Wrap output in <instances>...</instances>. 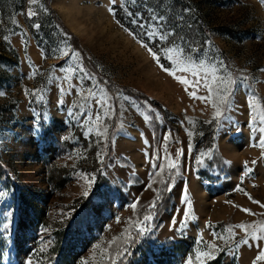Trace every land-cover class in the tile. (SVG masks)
Listing matches in <instances>:
<instances>
[{"label":"rangeland","instance_id":"obj_1","mask_svg":"<svg viewBox=\"0 0 264 264\" xmlns=\"http://www.w3.org/2000/svg\"><path fill=\"white\" fill-rule=\"evenodd\" d=\"M30 7L37 12L31 18ZM148 9L203 49L194 56L207 52L244 71L257 96L255 113L240 86L214 119L211 103L189 95L192 88L158 67L141 46L142 30L131 23L136 13L146 19ZM62 49L78 51L111 97L115 110L104 118L105 136L88 132L92 125L77 118L82 101L75 89L61 94L67 84L60 77L70 73L58 68L78 63ZM262 68L261 0H0V264H110L108 257L125 249L117 264H187L190 257L199 264L197 253L210 243L223 251L205 264H253L264 240L259 247L239 243L245 232L234 228L238 247H226L212 234L264 223ZM165 136L177 167L157 176L150 158L167 162L156 160L165 155ZM58 172L66 178L60 188L51 181ZM185 189L191 218L180 228ZM146 214L152 217L147 231L137 235Z\"/></svg>","mask_w":264,"mask_h":264},{"label":"snow or ice","instance_id":"obj_2","mask_svg":"<svg viewBox=\"0 0 264 264\" xmlns=\"http://www.w3.org/2000/svg\"><path fill=\"white\" fill-rule=\"evenodd\" d=\"M28 2L30 5H36L38 0H28ZM111 2L115 5L117 0H111ZM261 3H264V0H261ZM40 7L43 8V5H40ZM44 11H47V9L44 8ZM110 11H114V9H110ZM148 11L151 14L146 19L142 18L140 13H136L135 18L131 20V23L137 24L142 30V34H139L141 46L150 54L158 67H160L165 73L173 76L180 83L192 88L193 90L189 92V95L202 102L211 103V106L214 109V119L219 118L222 115L221 106H229V97L233 96L237 88L240 86L247 89V95L250 97L248 103L249 106L252 107L253 113H255L256 107H254V105H257V96L252 91V85L249 83V76L244 74V71L232 69V67L226 64L223 60L209 55L207 52L203 53V57L198 54L194 56L193 54L200 53L203 49H198L192 46L184 36H181L177 30L178 26L168 28L166 26V17L164 15H159L151 9H148ZM184 11H190V9L185 8ZM27 15L31 18L36 16L37 12L30 7L27 11ZM129 15L131 16L132 13H129ZM34 27H39V25H34ZM5 39H8V37H5ZM161 42H163V44H161ZM150 43L151 46H149ZM60 51L62 56L66 58L71 57L78 61L75 66L70 65L68 68H65L61 65L58 68V71L61 73H70L60 77V79L67 84L66 88L63 86L60 88L61 94L63 95L65 92H71L75 89L76 95L79 96L82 101L77 109L79 112L77 118L79 119L80 116H82L85 118V124L90 123L92 125L87 129L88 132H92L95 129L97 136H105L107 134V127L104 125V118L109 117L110 113L115 110L114 105L109 102L111 97L107 96L101 82L97 80L95 74L87 72L83 67L81 54L78 51L72 50L69 52L63 49ZM166 63L167 66H165ZM177 71L186 75H177ZM259 71L264 72V68L259 69ZM237 72L240 74L237 75ZM188 75L193 79L190 80ZM74 77L76 78V83H72ZM93 80H96L94 85L91 84ZM85 81H88V86H84ZM97 89H99V91H97ZM201 89L206 91V95H198ZM38 91L39 90H37V93H34V95H36L37 98H42L38 95ZM0 95H3V93H0ZM60 102L63 103V100ZM93 108H95L94 113L92 112ZM73 115H76V113H73ZM145 119H148V117H145ZM252 119L255 121L256 116L253 115ZM260 121L264 122V114L260 116ZM100 126H103V131H101ZM259 131L264 133V126L260 127ZM170 135L171 134L169 133V136ZM188 135L191 137L192 133L189 132ZM169 136H165L163 141L165 155L163 157L160 155L156 156V160H165L167 162L157 165L156 162L150 158L152 167L158 168V171L155 173L157 176H161L165 169L170 171L177 167L176 161L170 159L167 155ZM260 140L261 146L264 147V136H261ZM188 148L191 150V142H189ZM180 155H183V149L177 151V157ZM97 157L101 162L103 161L102 152H98ZM160 182L165 183L163 179H161ZM149 187H151V185H149ZM168 190H171L170 185L168 186ZM154 191L157 193L156 200H158L160 198L159 190L154 189ZM84 195L88 196V191H85ZM156 200L152 202L149 206L150 208L155 207ZM254 202L260 204L259 201ZM182 203L186 205V208L183 210V219L179 221L180 228L186 227L187 220L191 218L192 202L187 195L186 189ZM136 206V203H133L131 208L135 209ZM260 206L264 207V204H261ZM242 210L249 214H253L250 209ZM151 218V214L143 216V220L136 226L137 235H142L147 231V228L144 225L147 221L151 220ZM117 222H119V218ZM176 224V220L173 219V226L175 227ZM207 226L210 228L214 227L211 224ZM234 228L242 229L245 232L246 238L239 241V243L247 245L251 240L255 242L257 247H259V242L264 240V223H258L256 226H246L243 223L234 226L229 225L224 229L227 235L213 232V239L223 241L226 247H232L233 245L238 247V243L235 239V232L233 231ZM257 233H259V235ZM207 248L209 250L197 253L196 260L199 261V264H205V260L215 259V256L213 255L214 252L223 251V248L216 243L208 244ZM125 252L126 249L123 251H117L115 257L109 256L108 259L110 264H117V258L125 255ZM258 261H264V248L259 250L253 264H256ZM29 264H31L30 261ZM187 264H192L191 257L188 259Z\"/></svg>","mask_w":264,"mask_h":264},{"label":"trees","instance_id":"obj_3","mask_svg":"<svg viewBox=\"0 0 264 264\" xmlns=\"http://www.w3.org/2000/svg\"><path fill=\"white\" fill-rule=\"evenodd\" d=\"M118 8H116L115 7V17H116V19L119 21V22H123V20L120 18V16H119V12H118ZM138 96H140V95H138ZM208 133V132H207ZM206 133V134H207ZM59 173V172H58ZM201 176H204V175H207V174H205V172H202V171H200L199 170V172H198ZM207 177H209V176H207ZM210 179V178H209ZM53 183H54V185L57 187V188H60L62 185H64V183H65V181H66V178H62V176H61V174L59 173L58 174V176H57V178H55L54 180H51Z\"/></svg>","mask_w":264,"mask_h":264},{"label":"crops","instance_id":"obj_4","mask_svg":"<svg viewBox=\"0 0 264 264\" xmlns=\"http://www.w3.org/2000/svg\"><path fill=\"white\" fill-rule=\"evenodd\" d=\"M188 237H193V235H191V236H188Z\"/></svg>","mask_w":264,"mask_h":264}]
</instances>
